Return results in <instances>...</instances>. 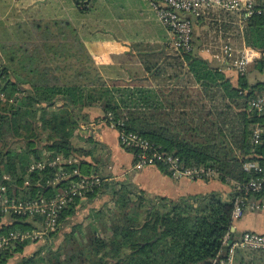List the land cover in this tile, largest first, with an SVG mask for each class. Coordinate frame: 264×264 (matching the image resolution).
Listing matches in <instances>:
<instances>
[{"label":"trees","instance_id":"trees-1","mask_svg":"<svg viewBox=\"0 0 264 264\" xmlns=\"http://www.w3.org/2000/svg\"><path fill=\"white\" fill-rule=\"evenodd\" d=\"M255 8H264V0H255ZM241 17L247 45L262 57L234 85L195 50L182 51L181 68L187 69L197 90L180 84L160 88L110 84L95 70L77 30L67 21L34 22L35 40L0 42V182L10 175L15 184L9 187L10 194L23 198L51 195L54 188L37 186V180L44 181L55 169L44 170V177L38 172L28 175L30 164L42 159L44 152L76 157L79 162L68 167L84 175L100 173L104 159L101 163H96L98 158L81 159L78 153L83 148L73 143L82 124L91 120L84 111L90 107H100L107 120L111 113L115 122L121 120L127 130L188 165L217 169L224 183L249 181L254 175L244 171V162L254 159L255 153L264 154V141L259 147L251 141L253 126L264 124V112L258 114L248 105L264 85V80H248V73L264 72V14ZM88 141L93 149L100 145L93 137ZM16 143L20 148L13 147ZM88 151L91 156L92 149ZM104 194L112 206L105 213L97 211L103 231L76 224L55 245L59 231L84 200L93 202ZM234 196L212 192L171 199L150 195L129 180H106L63 210L58 229L46 244L23 255L37 241L11 243L0 253V264H8L17 254L21 258L16 264H215L243 234L232 231ZM252 197H264V192ZM30 226L23 218L4 223L0 214V234ZM227 234L230 245L224 242ZM235 264H264V249L237 248Z\"/></svg>","mask_w":264,"mask_h":264},{"label":"crops","instance_id":"crops-1","mask_svg":"<svg viewBox=\"0 0 264 264\" xmlns=\"http://www.w3.org/2000/svg\"><path fill=\"white\" fill-rule=\"evenodd\" d=\"M239 20L238 13L208 9L194 20L193 32L195 52L223 71L234 85L240 78L232 64L237 53L229 56L224 47L227 44L240 51L243 42L234 39L233 33L223 26L235 25ZM39 21L70 22L95 58L96 69L108 82L122 80L130 85L140 83L159 88L179 85L176 82L182 76L181 52L174 45V35L160 21L152 0H0V42L35 40L32 26ZM213 26L219 31L213 30ZM141 67L146 71L140 72ZM158 80L165 83H155ZM84 111L91 120L94 116L98 119L104 116L98 107ZM93 139L100 144L96 157H105L107 163L98 168L112 181L129 180L150 195L171 199L232 192L231 184L219 178L176 179L161 167H136L133 151L124 149L117 130L107 126H99ZM84 147L90 149L87 144ZM250 200L264 203V197ZM234 227L241 232L264 233V208L247 210Z\"/></svg>","mask_w":264,"mask_h":264},{"label":"built area","instance_id":"built-area-1","mask_svg":"<svg viewBox=\"0 0 264 264\" xmlns=\"http://www.w3.org/2000/svg\"><path fill=\"white\" fill-rule=\"evenodd\" d=\"M162 24L174 35V45L180 51L191 52L194 49L193 32L194 20L202 16L208 9H219L238 13L240 16H251L254 13L264 14V8H255V0H152ZM233 47L226 45L225 52L233 56ZM253 62L246 50H241L233 60V67L239 74H245ZM249 108L261 114L264 112V85L260 92L255 93L248 101ZM106 119L109 128L117 130L120 145L133 151L136 167L147 166L165 167L168 173L176 179L189 178L192 180H208L220 177L219 171L205 165H188L180 156L161 150L153 142L124 127L121 120L115 122L113 115L108 114ZM252 144L259 147L264 141V124L258 122L252 128ZM48 153L45 159L34 160L29 168L28 175L38 172L44 177V170L55 169L51 176L37 180V186L53 187L51 195L40 194L33 198H23L9 192L11 176L5 174L0 182V214L3 222L13 218H23L31 223L29 228H19L6 234H0V253L11 243L24 241H41L58 229L59 218L63 210L76 198L85 199L87 194L100 188L103 181L112 180L101 173L82 174L78 168L68 166L78 163V159L66 158L62 155L52 157ZM254 159L244 162V171L254 175L244 183L227 179L231 184L234 210L233 220L237 222L247 210H261L264 203L258 200L251 201L252 195L264 192V154H254ZM220 179V178H219ZM30 180L26 181L29 184ZM27 186V185H26ZM251 195V196H250ZM228 197V195H224ZM230 235L225 236V243L230 245ZM237 248L264 249V233L244 231L241 238L231 243L228 253L214 261L215 264H235Z\"/></svg>","mask_w":264,"mask_h":264},{"label":"rangeland","instance_id":"rangeland-1","mask_svg":"<svg viewBox=\"0 0 264 264\" xmlns=\"http://www.w3.org/2000/svg\"><path fill=\"white\" fill-rule=\"evenodd\" d=\"M240 20L237 22V24L235 25H231V24H227L226 26H223L224 29H226L227 31H230V33H233L232 36H234V39L239 40L241 39V41L243 42V46H242V50H246L247 54L249 55L250 58L253 59V62L251 63V65L254 63V61L256 60V58H261L262 57V53L256 49H254L252 46L247 45V41L245 40V22L244 19L239 15ZM32 28H34V26H32ZM213 30L219 31V29L217 30L216 26L212 27ZM212 30V31H213ZM226 30H224L226 32ZM194 44V43H193ZM227 45V44H226ZM233 52L237 53L240 51H236L235 48H232ZM194 50V49H193ZM88 56L91 58L92 60V65H94V68L96 70L97 66H96V62H95V58L88 52ZM86 64V63H85ZM178 69H180L177 66V74H178ZM182 76H181V80L177 81L176 83L182 84V85H189L191 88L196 89L198 88V86L195 84V82L193 81L191 75L189 74V72H187V69L184 68V66H182ZM146 68L141 67L140 68V72H145ZM248 72V70H247ZM102 77V76H101ZM122 77V76H121ZM103 78V77H102ZM180 79V78H179ZM177 79V80H179ZM104 80V78H103ZM248 80L251 83H256L257 81H263L264 80V72H259L257 70H254L251 73H248ZM164 80H158L155 81V83L158 84H164L165 82H163ZM176 81V80H175ZM174 81V82H175ZM110 84H118V85H124L126 84L125 81H110ZM169 84V83H167ZM135 85H139V86H144V84H135ZM157 87V86H154ZM3 98V97H2ZM217 103H219L218 105H220V101H218ZM212 105V104H211ZM94 108V107H91ZM100 108V107H98ZM101 123V124H99ZM99 126H108V123L105 119V116H103L102 118L98 119L94 116L93 120H90L87 124H82V129L81 131L78 133L77 137L74 138L73 143L75 146H78L80 148H83L82 150H79V156L81 159L82 157L87 160L89 157H91V159L93 158L94 160L97 159L98 157H96L95 154L98 153V147H95L93 149V144H91V142L88 141V138L90 137H95L96 133H98V128ZM43 138H45L43 136ZM88 145L90 147V149L85 148L84 145ZM21 145H19L18 143H16L13 147H17L20 148ZM92 149V154L91 156L87 154V152H89L88 150ZM47 151V150H46ZM49 153V152H48ZM48 153L44 152L42 159H45L48 157ZM52 156V155H51ZM78 156V155H77ZM85 156V157H84ZM103 160L104 159V163L103 165L107 164L105 157L103 158H98V160ZM98 163H101V161H99ZM107 166V165H106ZM108 168V166H107ZM101 174H103V172H101ZM104 175V174H103ZM201 195H205V194H201ZM112 206L111 204V199L108 195L104 194L102 196H100L99 198L95 199L93 202H85L83 205L80 207V209L77 211L76 215L73 216L71 218V221L69 224L65 225L63 228H61V230L59 231L58 234V238L55 239V245H58L64 237V233L68 232L71 230L72 226L76 225V224H82L83 229H88V227L95 226L96 228L98 227L99 231H103V226L102 224H100V219L101 217H97V211L98 210H104V213L107 212V207ZM107 214V213H106ZM108 216V215H107ZM237 223V222H236ZM7 233V232H6ZM3 233V234H6ZM110 234V233H109ZM49 235L48 237H46V239H43L37 243H32V245L29 247H27L23 253V255H31L33 252H35L40 246H43L44 244L47 243V240L49 239ZM51 238V237H50ZM21 258L20 254H17L16 256H14V258L8 263V264H16L17 261Z\"/></svg>","mask_w":264,"mask_h":264},{"label":"water","instance_id":"water-1","mask_svg":"<svg viewBox=\"0 0 264 264\" xmlns=\"http://www.w3.org/2000/svg\"><path fill=\"white\" fill-rule=\"evenodd\" d=\"M232 231H233V232H235V231H236V228H235V227H233V228H232Z\"/></svg>","mask_w":264,"mask_h":264}]
</instances>
